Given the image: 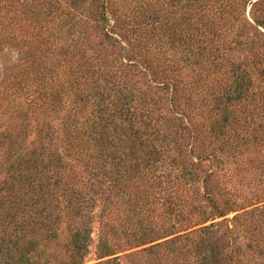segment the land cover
Wrapping results in <instances>:
<instances>
[{
  "label": "trees",
  "instance_id": "16d2710c",
  "mask_svg": "<svg viewBox=\"0 0 264 264\" xmlns=\"http://www.w3.org/2000/svg\"><path fill=\"white\" fill-rule=\"evenodd\" d=\"M94 1L95 9H82L79 0L0 2V38L7 33V42L28 48L18 89L30 97L25 112L0 111L10 124L0 172L16 165L12 147L31 126L41 149L40 182L67 160L84 161L114 208L105 210L106 222L121 231L127 247L120 250H131L135 264H244L227 235L231 225L249 231L250 246L264 256V0H131L117 8ZM250 5L255 17L247 15ZM112 9L118 33L141 61L119 62L99 43L114 34L107 25ZM68 26L85 29L87 52ZM131 66L164 85L162 93L139 86ZM58 72L75 97L66 151L54 144L51 119L62 107V89L49 84ZM184 145L191 146L186 153ZM207 161L213 169L202 178L198 163ZM75 191L71 200L82 206L85 187ZM71 213L83 220L77 209ZM217 219H226L223 237ZM75 224L66 251L74 254L69 264H83L90 230ZM136 227L170 228L148 236ZM28 228L0 227V264H33L23 250Z\"/></svg>",
  "mask_w": 264,
  "mask_h": 264
},
{
  "label": "rangeland",
  "instance_id": "374dc122",
  "mask_svg": "<svg viewBox=\"0 0 264 264\" xmlns=\"http://www.w3.org/2000/svg\"><path fill=\"white\" fill-rule=\"evenodd\" d=\"M6 0H0L4 3ZM99 2V1H98ZM131 0H107V6H127ZM80 7L82 9L87 8L95 9L96 1L79 0ZM115 9V8H114ZM111 10L108 15L112 18L109 25L111 31L114 32V36H105L104 34L99 43L115 52L120 61L129 59L131 62L141 61L138 49L133 48V42L120 36L116 28L115 18L112 16ZM247 15L249 17H255L254 11L251 10V5L247 8ZM69 31L72 34L76 33L72 38L73 41L79 40L80 49H84L87 52L86 43L88 36L83 34L84 28L75 30L72 26H68ZM87 34V33H86ZM7 33L0 38V111L5 112L12 109V107L18 108L22 111H27V103H29V96L25 95L18 89L20 81L26 76V53L28 48L20 43V41L7 42ZM87 37L86 41L85 38ZM71 38V39H72ZM98 42V41H97ZM68 45L72 43L68 37L63 42ZM132 43V44H131ZM74 44V43H73ZM84 44V47H83ZM90 53H93L92 51ZM236 53V52H235ZM237 54V53H236ZM123 59V60H122ZM131 72L135 75L139 69L137 66L130 67ZM140 74V73H139ZM136 74L140 82L139 86H142L146 92L151 90L162 93L159 89L164 88V85H158L155 83V79L152 78L149 73L139 76ZM56 80V82H54ZM55 79L49 84H54L56 88L62 89V107L59 111H53L51 113V119L53 120V126L55 129V145L58 150H64L67 147L65 120L68 119L69 113L74 108V94L69 86L65 85V74L58 72ZM36 95L34 94V97ZM158 98V97H156ZM165 98V97H164ZM167 99H169L167 97ZM16 102V103H15ZM16 105H19L16 107ZM9 116V115H8ZM118 120V124H119ZM121 122V121H120ZM9 121L7 116L2 117L0 115V143L6 142L8 137ZM103 125V124H102ZM26 137L21 138V142L14 149L16 165L12 167L7 163L3 172H0V227H29L31 236L28 237L25 243L24 252L33 264H69L74 259V254L66 251V245L69 244L70 227L75 225L79 227H86L90 230V242L89 250L86 253V257L83 264H135L130 258V251L120 250L122 247H127L126 243H123L121 231L119 233L114 232L115 226L112 223L106 222V213L114 210L107 205L104 191L98 186L93 184L90 179L89 170H86L84 161H72L67 160L65 169L58 172H52V176L43 183L40 182L38 177V171H35L37 167L35 163L41 154L39 146V140L36 136L35 128L28 127L27 131L23 133ZM187 142L185 143V145ZM184 145L183 150L186 153L189 146L186 148ZM195 146V144H194ZM56 148V149H57ZM197 149V147H194ZM182 150V151H183ZM196 155L199 154L196 151ZM197 161V157L195 159ZM200 168V176L202 178L208 175V171H211V163L209 161L198 163ZM67 167V168H66ZM218 170V168H216ZM215 169V170H216ZM65 171V172H63ZM207 173V174H206ZM218 176L222 175L217 172ZM222 178V176L220 177ZM91 181H90V180ZM219 180L214 177L212 184L219 185ZM17 183L21 185V190H17V187H12L9 191L10 185ZM10 184V185H9ZM84 186L87 192L85 196L86 202L82 206L76 205L77 200H71V196L77 188ZM251 187H254L252 185ZM256 190H252L253 192ZM252 192V193H253ZM252 194H250L251 196ZM77 209L82 221L71 216L70 211ZM243 211H240V213ZM239 213V212H238ZM236 213L229 214L226 218L232 219ZM111 219V218H110ZM117 219V216H116ZM222 219L215 220L219 225V234L224 235V232H228V227L225 221ZM17 221H22L17 225ZM24 221V222H23ZM209 225V224H208ZM141 230L146 229L148 236L156 235L153 230H163L170 227H136ZM153 229V230H152ZM231 232L227 235L235 243V252L244 260V264H264V256L254 252V246H250L249 239L251 234L246 229H240L239 227H230ZM121 230V229H120ZM152 230V231H149ZM145 232V231H144ZM140 234L142 232H139ZM147 236V237H148ZM166 240V239H165ZM164 241V238L161 240ZM160 242V241H158ZM113 252V255H104L105 252Z\"/></svg>",
  "mask_w": 264,
  "mask_h": 264
}]
</instances>
